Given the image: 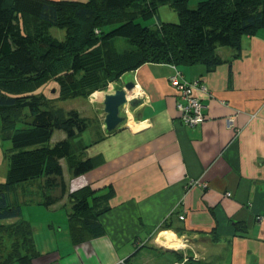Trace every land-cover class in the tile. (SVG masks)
Listing matches in <instances>:
<instances>
[{
    "label": "trees",
    "instance_id": "1",
    "mask_svg": "<svg viewBox=\"0 0 264 264\" xmlns=\"http://www.w3.org/2000/svg\"><path fill=\"white\" fill-rule=\"evenodd\" d=\"M163 6L178 21L146 26ZM261 30L264 0H0V139L8 146V170L0 181V264H34L41 256L32 225L21 219L19 193L30 200L40 189L38 204L47 208L68 199L75 241L105 235L101 218L112 209L114 189L69 191L63 167L74 178L95 170L98 158L86 152L105 139L103 127L97 117L66 111L57 102L89 98L153 64L172 69L169 81L178 76L207 88L187 81L184 69L232 70L245 39ZM91 123L96 136L85 140ZM56 131L64 136L51 144ZM169 219L156 234L173 230ZM184 258L176 264H187Z\"/></svg>",
    "mask_w": 264,
    "mask_h": 264
},
{
    "label": "crops",
    "instance_id": "2",
    "mask_svg": "<svg viewBox=\"0 0 264 264\" xmlns=\"http://www.w3.org/2000/svg\"><path fill=\"white\" fill-rule=\"evenodd\" d=\"M172 73L153 64L124 75L135 84L132 103L121 112L129 114L132 135L108 134L106 102L112 95L91 108L106 136L86 152L98 166L76 183L70 180L68 188L114 189L112 209L101 218L105 235L85 234L78 242L70 234L66 246L44 252L36 246L41 256L34 264H142L145 259L139 263L137 257L144 250L161 253L160 264H176L180 255L187 264H264V30L245 39L232 70L184 69L187 81L209 89L195 91L203 124L180 122L179 92L168 81ZM7 148L0 139V164L7 163ZM169 217L173 230L163 232H172L179 248L161 247L153 238Z\"/></svg>",
    "mask_w": 264,
    "mask_h": 264
},
{
    "label": "rangeland",
    "instance_id": "3",
    "mask_svg": "<svg viewBox=\"0 0 264 264\" xmlns=\"http://www.w3.org/2000/svg\"><path fill=\"white\" fill-rule=\"evenodd\" d=\"M62 1H69V0H62ZM74 2V1H72ZM157 18H154L150 20L149 22L145 23L146 26L152 27L158 20L160 22H166V23H174L178 21L177 14L168 6H163L158 10ZM222 50V49H220ZM229 51L228 49H225ZM221 51L220 53H222ZM222 55V54H221ZM181 71V70H180ZM127 75V74H126ZM128 76V75H127ZM127 76L124 79V75L115 83H112L111 90L114 91L110 96L113 94H117L119 91L124 88L125 84L128 83ZM139 79V78H138ZM169 81V80H168ZM133 82V81H131ZM136 85H138L139 81L135 80ZM134 83V82H133ZM170 84V81H169ZM110 86V85H109ZM109 86L107 89L100 90L96 92L92 98H74V99H68L65 101H59L57 102V107L63 108L66 111L69 110H77L81 113L83 117H89V119H93L95 116L92 113L91 108L95 106L99 109L97 103H101L103 100V96H107V91L109 89ZM49 95V94H48ZM54 95V94H52ZM133 99H142L143 97L136 98L135 95H133ZM178 110V108H177ZM124 117L126 119L129 118L128 112L124 111ZM128 133V132H127ZM129 134V133H128ZM132 135V134H129ZM64 136V133L62 131H56L52 137L51 144L55 143L60 139V137ZM96 136V128L91 123L90 129L84 133V139L85 140H92ZM7 146V145H6ZM5 152V150H4ZM8 162L0 164V181H2L7 174L8 170ZM64 166V177L69 182L70 180H73V184L76 183L78 180V177H72L69 169L66 165V163L63 164ZM2 179V180H1ZM77 180V181H75ZM32 184H30V187L32 188ZM21 189V187H20ZM43 197V193L40 192V189L37 190L36 193H34L33 199L27 200V198L22 195V193L18 194L19 204L18 206L21 208L22 212V218L23 220L29 222L33 227V238L35 245L37 248L41 249V252H44L46 250H55L56 248H63L67 240H70V232L68 234V231L70 229L69 222H68V216L67 212L71 210L70 204L68 199H62L60 200L56 205L52 207H44L40 206L38 204L39 200ZM163 232V231H162ZM175 235L179 237V233ZM159 234H156L153 236L154 239L157 238ZM174 235V234H173ZM152 238V239H153ZM58 242H61L58 244ZM65 242V243H64ZM143 253V255L137 257V261L140 263L141 260L144 258L146 262H142V264H160V261L157 258H161V253H152L150 251H146ZM149 252V253H148ZM171 253H164L163 256H169Z\"/></svg>",
    "mask_w": 264,
    "mask_h": 264
},
{
    "label": "built area",
    "instance_id": "4",
    "mask_svg": "<svg viewBox=\"0 0 264 264\" xmlns=\"http://www.w3.org/2000/svg\"><path fill=\"white\" fill-rule=\"evenodd\" d=\"M170 84L179 92V102L177 103L178 112L180 114V122L187 127H194L205 122L204 115L202 113L203 105L199 98L194 94L196 90L201 91L204 94H208V89L204 86H200L198 82L188 84L186 82H180L178 76H174L170 79ZM229 125L232 123L229 121ZM129 127V126H128ZM127 127V128H128ZM128 133H132L127 129ZM191 182L189 186H193ZM228 196H230L228 194ZM184 216H180V220H183Z\"/></svg>",
    "mask_w": 264,
    "mask_h": 264
},
{
    "label": "water",
    "instance_id": "5",
    "mask_svg": "<svg viewBox=\"0 0 264 264\" xmlns=\"http://www.w3.org/2000/svg\"><path fill=\"white\" fill-rule=\"evenodd\" d=\"M134 88L135 84L133 82L127 83L121 91L108 98L105 116V126L108 134L127 130L126 118L121 116V112L132 103V100H129V95Z\"/></svg>",
    "mask_w": 264,
    "mask_h": 264
},
{
    "label": "bare ground",
    "instance_id": "6",
    "mask_svg": "<svg viewBox=\"0 0 264 264\" xmlns=\"http://www.w3.org/2000/svg\"><path fill=\"white\" fill-rule=\"evenodd\" d=\"M113 85V84H111ZM111 85L109 86V89L107 91L106 94H112L114 91L111 90ZM138 92V90H136V93ZM133 126V125H131ZM155 242L160 245L161 247H165L168 249H175V248H179V246H181L180 242H177L174 240V235L172 232H161L157 238L155 239Z\"/></svg>",
    "mask_w": 264,
    "mask_h": 264
},
{
    "label": "clouds",
    "instance_id": "7",
    "mask_svg": "<svg viewBox=\"0 0 264 264\" xmlns=\"http://www.w3.org/2000/svg\"><path fill=\"white\" fill-rule=\"evenodd\" d=\"M131 92H132V91H131ZM130 94H131V93H130ZM129 96H130V95H129ZM127 122H129V120H128V119H126V123H127ZM126 125H127V124H126ZM127 127H128V125H127ZM126 131H127V130H126ZM127 132H128V131H127ZM123 264H124V262H123Z\"/></svg>",
    "mask_w": 264,
    "mask_h": 264
}]
</instances>
